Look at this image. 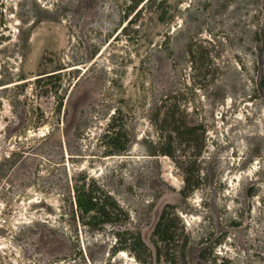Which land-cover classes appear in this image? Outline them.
I'll return each instance as SVG.
<instances>
[{
	"label": "rangeland",
	"instance_id": "1",
	"mask_svg": "<svg viewBox=\"0 0 264 264\" xmlns=\"http://www.w3.org/2000/svg\"><path fill=\"white\" fill-rule=\"evenodd\" d=\"M0 264H264V0H0Z\"/></svg>",
	"mask_w": 264,
	"mask_h": 264
},
{
	"label": "trees",
	"instance_id": "2",
	"mask_svg": "<svg viewBox=\"0 0 264 264\" xmlns=\"http://www.w3.org/2000/svg\"><path fill=\"white\" fill-rule=\"evenodd\" d=\"M187 181V180H186ZM88 200L83 203L81 199H78V205L83 213L86 215L91 214L93 212L92 216L99 215L102 219V222L104 220H107L110 212L109 205L106 202H103L100 197L96 196L95 194L91 193L88 194Z\"/></svg>",
	"mask_w": 264,
	"mask_h": 264
}]
</instances>
